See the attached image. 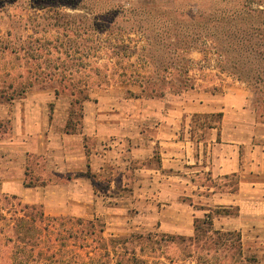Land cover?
<instances>
[{
  "label": "crops",
  "instance_id": "obj_1",
  "mask_svg": "<svg viewBox=\"0 0 264 264\" xmlns=\"http://www.w3.org/2000/svg\"><path fill=\"white\" fill-rule=\"evenodd\" d=\"M123 80L91 86L77 133L67 131L71 96L43 89L0 101V123H10L0 195L49 218L95 221L108 175L110 210L142 234L191 239L208 219L264 264V109L254 93L231 78L183 93Z\"/></svg>",
  "mask_w": 264,
  "mask_h": 264
},
{
  "label": "rangeland",
  "instance_id": "obj_2",
  "mask_svg": "<svg viewBox=\"0 0 264 264\" xmlns=\"http://www.w3.org/2000/svg\"><path fill=\"white\" fill-rule=\"evenodd\" d=\"M11 1L0 0V36L5 35V41L9 40L23 51L18 50L19 61L14 60L15 56H9L4 62L7 72H20L24 75L23 81L27 79L28 72H35V63H43L41 71L46 75V80L34 83L31 92L58 89L67 94L76 91L75 84L70 86L72 81L80 83L86 77L92 87H98L110 81H124L125 73L127 77L139 80L141 77H152L156 81L164 76L168 80L193 78L195 86L202 89L212 88L214 83L228 78L221 74L220 63L213 55L211 44H197L191 49L190 23L187 24L190 11H196L195 7L207 11L214 0H100L97 7L98 1L87 0L88 4H92L90 7L95 8L97 15L94 16L87 6L79 5L78 0H61L59 4L62 6L58 4L55 7L53 3L60 0H32L35 6L24 3V0H16L15 5L10 4ZM151 12L159 13L160 17L150 15ZM54 25L58 28H54ZM7 26L12 33L10 39L7 37ZM104 29L108 30L105 35L98 32ZM100 43L107 51L102 52L103 58L98 65L107 67V72L99 74L93 69L84 71V66L88 64L81 53H89L90 48H96ZM29 47L32 50L27 51ZM26 54L34 58L32 61L29 58V65ZM163 62L169 65L166 74L158 69L160 66L163 69ZM1 65H4L3 61ZM61 67L66 76L64 82L59 80ZM55 74L58 77L52 78ZM9 80H6L7 83ZM24 99L23 96L17 100L23 102ZM0 101L6 102V99ZM7 130H2L6 132L3 136L6 140L10 129ZM110 180V176L105 175L99 187L107 202L97 212L100 219L97 220L96 230L99 231L103 225L105 231L102 234L104 240L93 243L92 247L99 250L96 256L93 249L82 248L89 226L80 227L77 219L72 220L71 217H58L52 221L43 219L40 208H26L18 200L0 195V264H16L13 255L22 254L23 247L26 252L24 258L31 256L38 264L42 255L47 261L57 259L60 261L58 264H116L117 251L124 253V249L128 252L124 264H195L199 256L208 259L207 253L213 255L206 245L198 248L189 242L171 244L161 240L160 236L149 242L146 238L148 234H142L139 229L126 224L125 212L110 210L111 197H115L106 190ZM129 215L134 217L135 210L129 211ZM19 220L28 222L25 226L26 231L29 229L26 240L17 238ZM26 231L20 232L19 229L21 236ZM70 232L77 233V238H70ZM114 238L128 242L117 247L106 241ZM17 257L20 259L22 256ZM217 257L221 259L218 254ZM216 264H220V261Z\"/></svg>",
  "mask_w": 264,
  "mask_h": 264
},
{
  "label": "trees",
  "instance_id": "obj_3",
  "mask_svg": "<svg viewBox=\"0 0 264 264\" xmlns=\"http://www.w3.org/2000/svg\"><path fill=\"white\" fill-rule=\"evenodd\" d=\"M78 1L79 5L87 6L92 11L93 16L97 15L96 12L94 13L95 8L92 9L93 7H90L92 6V4H88L86 2L87 0ZM95 1H98V4H96L95 7L99 6L100 0ZM16 2V0H12L10 4L15 5ZM23 2H26L27 4L31 3V6H35L32 3V0H24ZM60 2L61 0L54 2L53 7L59 5L62 6L61 4H59ZM213 2V5L207 11H204L199 7H195L196 11H190L191 15L188 16L189 21H187V24L190 23L188 30H190L189 34H191V49L193 50V46L197 44H211V46L213 47V49H211L213 55L218 58V63H220L219 67L221 74H225L228 78L244 84L250 91L254 93L257 99V103L262 105L264 109V0H214ZM152 14H157L158 17H160L159 13L151 12L150 15ZM178 23L182 24L181 21H178ZM9 28L10 27L7 26L8 38L12 36V33L10 31L11 29L9 30ZM54 28L58 27L54 25ZM41 32L43 33V31ZM98 32L105 35L108 30L104 29ZM37 35L38 33L36 31L35 36ZM5 39V35L0 36V85H2V88H0V99H6V102L11 103L16 99H22L23 96H25L34 88V83L46 80V75L43 71H41V66H43V63L39 62V66L35 63V72H28V75L26 76L27 79H25L24 81L22 79L24 75H21L20 72H7L8 69L6 67V63L4 62V59L9 56H15L14 60L19 61L20 58L17 57V55L19 54L18 50L23 51V49H18V47L15 46L12 42H10L9 40L5 41ZM102 44L100 43L96 48H90V50H88L89 53H81V56L85 60L86 64H88L87 66L85 65L86 67L84 66V71L93 69L97 70L99 74H104L105 72H107V67L101 68V65H98L99 61L103 58L102 52L107 51L105 50V46H102ZM195 49H197V47H195ZM30 50L32 49L29 47V50L27 51ZM39 50L42 52L41 45H39ZM90 53L92 54L90 55ZM27 57V64L29 65L30 61L34 60V58H32L30 55H27ZM111 59L112 57L109 58V60ZM2 61L4 65H1ZM89 64H91V66H89ZM161 65H164L163 69H161V66L159 68H156H158L161 73L166 74L169 70L168 63L163 62L161 63ZM62 69L63 68L61 67V72L59 74L60 82L66 81V76L63 74L64 69ZM96 76H98V74H96ZM55 77H58V75H52V78ZM106 77L107 74H105V78ZM8 79L10 80L7 83L6 80ZM134 80L135 82L140 83L149 93H153L158 90H164L166 88H170L176 92L183 93L195 87L193 78H187L184 80H168V77L164 76L161 79H156V81H154L152 77H141L140 80L134 78ZM73 84H75L74 89H76V91L64 94L58 89L55 90L58 96L69 95L72 98V116L71 121L67 127L68 133H77L80 131L78 126L80 124L82 103L89 98L88 92L91 88V81L86 77L82 79L80 83H75L74 81H72L70 86H72ZM5 128L6 130L7 128L10 129L9 122L0 123V139L4 134H6V132H2V130ZM25 206L26 208L31 207L33 209H35V207L40 208L43 212V219H51L50 221L57 219L46 217L41 206ZM76 221L80 227H83L85 225L90 227V229L86 233L87 236H85L84 239L86 240V243L82 246V248L93 249L92 252L96 256L99 250L97 249V247L92 246L93 243H99L101 240H104L102 234L105 231V227L102 225L101 229L98 231L96 230L98 225L97 220L83 221L81 219H77ZM27 223L28 222H25L24 220H19V224L18 226H16V232H18L17 238L21 240H23L24 238V240H26L27 231L29 230L28 229L26 231L25 229ZM18 228L20 229V232L23 230L26 231L24 233L25 237H23L24 235L21 236ZM84 233L85 232L83 231L82 234ZM97 234H99V236H97ZM69 236L70 238H77V233L70 232ZM158 236L160 235L148 234L146 238L149 242H151L154 237L157 238ZM160 239H163L164 242L178 245L189 242L190 245H194L198 248H200V246L202 245H206V247H208L212 251L213 255L210 256V253H207L209 260L202 256H199L198 260L195 261V264H216L217 261H220V264L258 263V260L254 257H244L240 239L237 234L213 232L212 223L208 219L202 222H196V236L194 238L187 239L184 237L176 236H160ZM106 241L118 245L117 247L121 246L122 244H127L128 242L127 240H124L122 242V240L116 238ZM124 250V253L119 250L117 251L116 264H124L123 261L126 258V253H128L126 249ZM24 251L25 248L23 247L22 254L15 253L13 255L14 260L16 257V264H32L36 262V260L31 256L26 257L25 259L23 255L26 252ZM231 252L232 255L230 256ZM223 253H225V255L222 257ZM217 254L220 255L221 259L217 257ZM17 256L22 257L18 259ZM133 260L130 259L129 261ZM40 262H44V264L60 263V261H58L57 259L54 261H47L46 259H44L43 255L39 258V264ZM35 264L38 263L36 262Z\"/></svg>",
  "mask_w": 264,
  "mask_h": 264
}]
</instances>
